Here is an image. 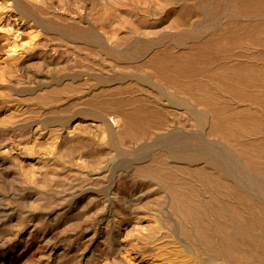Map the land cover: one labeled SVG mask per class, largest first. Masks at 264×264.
Returning a JSON list of instances; mask_svg holds the SVG:
<instances>
[{"label":"bare ground","instance_id":"obj_1","mask_svg":"<svg viewBox=\"0 0 264 264\" xmlns=\"http://www.w3.org/2000/svg\"><path fill=\"white\" fill-rule=\"evenodd\" d=\"M0 264H264V0H0Z\"/></svg>","mask_w":264,"mask_h":264},{"label":"rangeland","instance_id":"obj_2","mask_svg":"<svg viewBox=\"0 0 264 264\" xmlns=\"http://www.w3.org/2000/svg\"><path fill=\"white\" fill-rule=\"evenodd\" d=\"M31 200H33V198L31 199ZM56 201H58V200H56ZM72 201V200H71ZM109 202H113L112 200H110ZM28 211V210H27ZM28 213H30V211H28ZM47 219H45L44 221H45V223H44V221H43V226H46V225H48V220L46 221ZM72 233H70V234H66L65 236H64V238L65 239H67V240H71V238H72ZM69 236V237H68ZM67 237V238H66ZM68 238H70V239H68Z\"/></svg>","mask_w":264,"mask_h":264}]
</instances>
